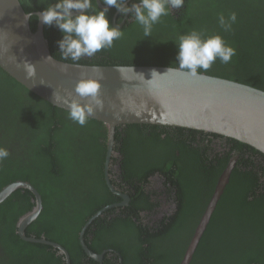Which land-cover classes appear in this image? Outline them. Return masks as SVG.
Listing matches in <instances>:
<instances>
[{"label": "trees", "instance_id": "1", "mask_svg": "<svg viewBox=\"0 0 264 264\" xmlns=\"http://www.w3.org/2000/svg\"><path fill=\"white\" fill-rule=\"evenodd\" d=\"M20 1L27 12L42 11L47 3L55 2ZM132 2L128 0L129 4ZM116 12L115 8L108 12L112 25ZM232 12L237 14V21L231 31L225 32L218 17L222 13L227 18ZM124 19L120 27L124 34L111 49L76 62L62 58L57 45L62 38L58 28L45 26V35L53 55L64 61L178 66V49L172 40L193 29L204 30L206 36L221 35L236 49L230 63L217 60L205 73L264 89V0H185L183 8L171 10L153 26L149 37H144L142 27L130 13L124 18L119 13L117 23ZM37 23L38 15L34 14L33 30ZM68 113L27 89L0 67V147L10 152L0 163V191L18 180L31 182L42 195L43 209L28 225L27 235L44 236L62 244L70 253L71 264H100L82 247L80 232L97 211L122 199L108 188L105 180L108 127L90 117L80 126ZM214 144L226 149L223 156L228 155L216 157L219 163L208 183L211 191H215L230 159L237 157L236 163L188 264H264L263 152L215 133L133 123L117 126L115 150L120 155L112 159H123L125 175L131 180H144L156 170L171 177L176 167H185L187 174L180 169L175 171L176 182L188 176L199 185L206 183L205 172L202 169L191 175L187 160L196 169L207 168L205 161L211 154L204 156L199 149H211ZM229 144L230 148L226 146ZM134 167L138 169L135 172ZM131 196L132 205L127 209L133 207V215L134 209L140 210L135 213L139 219L141 212L152 205H134V194ZM34 197L30 189L19 188L0 203V264H67L54 246L27 241L18 233V220L33 209ZM113 212L109 208L97 216L85 231L91 250H107L104 264H181L203 214H184L181 216H192L189 223L172 222L167 228L171 221H163L162 227L159 224V229H155L148 223L137 225L129 211L120 215H112ZM141 232L146 234L145 239Z\"/></svg>", "mask_w": 264, "mask_h": 264}, {"label": "water", "instance_id": "2", "mask_svg": "<svg viewBox=\"0 0 264 264\" xmlns=\"http://www.w3.org/2000/svg\"><path fill=\"white\" fill-rule=\"evenodd\" d=\"M98 5L103 9L102 3ZM41 12L30 13L39 16ZM26 13L29 12L20 0H0V67L54 106L67 111L73 102L93 107L90 118L108 127L105 177L115 192L109 169L116 154V128L121 124H152L215 133L247 143L264 153V89L205 72L192 76L178 66H172L176 70L167 72L170 67L167 65H91L64 61L53 55L45 35V25L38 19L33 30ZM116 18L115 14L114 26ZM25 61L35 65L34 76H27ZM152 70L158 74H152ZM81 79L100 81L102 106H97L89 98H81L75 92ZM227 180L228 172L216 189L215 203ZM19 188H28L33 192L35 206L19 219L18 233L27 241L54 246L65 254L67 264H71L70 253L60 243L26 233L28 225L37 219L43 209L42 195L31 182L18 180L4 186L0 191V203ZM122 195L126 201L129 200L128 195ZM112 206L97 211L80 233L82 247L99 261L104 255L89 248L85 231L97 216Z\"/></svg>", "mask_w": 264, "mask_h": 264}, {"label": "clouds", "instance_id": "3", "mask_svg": "<svg viewBox=\"0 0 264 264\" xmlns=\"http://www.w3.org/2000/svg\"><path fill=\"white\" fill-rule=\"evenodd\" d=\"M104 5L100 9L98 4ZM185 0H138L128 3V0H55L47 3L39 14L38 19L42 24L56 27L62 34L57 41L59 52L64 60L79 61L82 57H93L97 53L111 49L114 41L122 38L123 31L118 26L110 23L108 12L115 8L121 15L130 13L144 33V37L151 36L153 26L161 21V18L169 15L173 9L184 7ZM75 13V14H74ZM33 16L26 13L28 20ZM237 21V14L232 12L226 18L224 14L218 17L220 27L225 31H231L232 25ZM177 46L176 63L180 70H186L188 74L196 76L200 70L207 72L212 65L219 60L221 63H230L236 55V49L230 46L219 35L206 36L204 30L195 29L180 34L176 40H172ZM46 57L45 59H47ZM28 77L35 75V65L25 61ZM172 66L167 69L174 71ZM157 73L152 70V74ZM158 74V73H157ZM102 85L96 79H81L75 92L81 98H89L97 106H102L100 89ZM93 107L73 102L69 106V118L80 126H84L89 117L93 115ZM10 156L7 148L0 147V163Z\"/></svg>", "mask_w": 264, "mask_h": 264}, {"label": "flooded vegetation", "instance_id": "4", "mask_svg": "<svg viewBox=\"0 0 264 264\" xmlns=\"http://www.w3.org/2000/svg\"><path fill=\"white\" fill-rule=\"evenodd\" d=\"M115 14L117 15L118 18L119 12H116ZM127 16L128 14L124 15V17ZM114 18L115 16L113 17V22H114ZM225 142H227V140ZM226 146L230 148V144ZM199 150L203 151L204 156H206L207 154H211L210 159L205 161V165H208L207 168L200 167L199 169H196L194 166H192V163L189 162L188 160L186 166L190 170H192L191 175L193 176L196 175L197 171H201L203 169V171L205 172L204 182L206 183H202L198 185L196 183H193L188 176L177 183L176 182L177 174L175 173V171H178V169H180L181 171H185V173L187 174V169L185 167L184 168L176 167V170L173 171L171 177L166 175L164 172L160 170H156L154 173L147 176V178L144 180H139V179L131 180L128 179L125 175V170L123 167L124 162L122 158L116 159V162L113 161L112 159L109 169L110 182L115 187L116 192L110 188L108 181L106 180L105 177L108 188H110V190L114 194L118 195L119 197H122V199L119 200L118 202H114L110 204L113 205L112 207H110L111 212H113L112 210L113 208L115 209L112 215H117V214L120 215L124 211H129L133 220H137V225L140 223H148L151 226L155 225V229H159V224L163 223V221H165L166 223H169L171 221V223L167 227L170 228L172 222L173 223L176 222L179 224L189 223V220L191 219L192 216L183 217L181 215L184 214L193 215V213L196 212L203 213L199 223L197 224L198 226L196 228V232L192 236V241L190 242L188 249L185 251L184 259L182 260L181 264H188L190 260H192V255L196 247L198 246V241L200 240L199 237L201 233H203L202 230L206 228V225L208 224L211 218V216L209 217L208 214L210 213L212 215L213 211L216 209L217 204L222 196L223 192L219 195V198H217L216 203L214 202L216 198L215 197L216 189L220 181L223 179L224 175L227 172H228V180H229L230 174L235 166L236 158H237L234 157L233 159H230V161L227 164V167L223 170L222 175L219 177L218 184L215 188V191L213 192L210 190V186L208 183L210 182L211 174L215 171V166L218 165L219 163V158H216L217 155L220 154V156H223L226 149H224L221 145L214 144L213 148L211 149L200 148ZM115 151L116 154L114 155L117 158L119 157L120 152H118L117 150ZM227 155L228 154L226 153L223 157ZM137 170L138 169L134 167V172ZM104 173H105V166H104ZM181 186L184 187V191H181ZM122 194L128 195L129 200L126 201ZM132 194H134V205L137 206L152 205L151 207L147 208V210L141 212L143 216L139 219L136 218L135 213L139 212L140 210L138 211L137 209H134V215H133L132 214L133 207L127 209L129 205H132L131 204ZM208 197H211L210 200H207ZM141 235L145 239L146 234L141 232ZM150 245L154 246V244H150ZM106 252L107 250H104L102 252L104 258ZM102 253H98V254H102ZM60 254L65 256V254L59 251V255ZM111 255L112 254H110V256ZM91 257L95 259L93 256ZM104 258L101 261L97 259H95V261H98L100 264H104Z\"/></svg>", "mask_w": 264, "mask_h": 264}]
</instances>
